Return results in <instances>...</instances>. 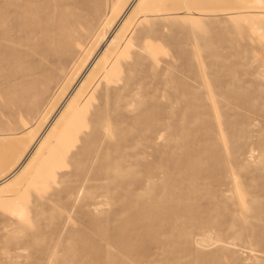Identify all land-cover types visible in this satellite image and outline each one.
Returning <instances> with one entry per match:
<instances>
[{
    "label": "rangeland",
    "instance_id": "1",
    "mask_svg": "<svg viewBox=\"0 0 264 264\" xmlns=\"http://www.w3.org/2000/svg\"><path fill=\"white\" fill-rule=\"evenodd\" d=\"M233 2L127 27L0 188V264H264V14ZM108 7L0 0V135L34 130ZM17 157L0 140V175Z\"/></svg>",
    "mask_w": 264,
    "mask_h": 264
},
{
    "label": "bare ground",
    "instance_id": "2",
    "mask_svg": "<svg viewBox=\"0 0 264 264\" xmlns=\"http://www.w3.org/2000/svg\"><path fill=\"white\" fill-rule=\"evenodd\" d=\"M188 3L199 5L204 3V0H109V7L105 13L106 21L104 19V23H101L103 26L99 25L83 47L82 53H85V58L79 59V67L69 75L63 86L60 85L59 89L63 90L61 96L46 109L48 111L40 116L36 125L34 123V130H31L33 128L31 127L27 133L0 135L1 141L10 140L18 152L16 160L0 175V188L16 184L32 160L62 131L74 108L89 91L93 74L102 66L110 48L131 23L144 17L183 19L194 14L190 12L192 9L190 11L184 9ZM226 9L231 10L227 11L229 14L262 16L264 0H234ZM258 29L261 30V26ZM20 210V213H23V210Z\"/></svg>",
    "mask_w": 264,
    "mask_h": 264
}]
</instances>
